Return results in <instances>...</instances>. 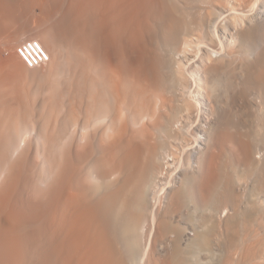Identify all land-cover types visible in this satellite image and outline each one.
<instances>
[{
  "label": "bare ground",
  "instance_id": "bare-ground-1",
  "mask_svg": "<svg viewBox=\"0 0 264 264\" xmlns=\"http://www.w3.org/2000/svg\"><path fill=\"white\" fill-rule=\"evenodd\" d=\"M0 38V264H264V0H0Z\"/></svg>",
  "mask_w": 264,
  "mask_h": 264
},
{
  "label": "built area",
  "instance_id": "built-area-1",
  "mask_svg": "<svg viewBox=\"0 0 264 264\" xmlns=\"http://www.w3.org/2000/svg\"><path fill=\"white\" fill-rule=\"evenodd\" d=\"M18 51L29 66H32L34 63L38 64V60L44 54L43 47L37 41L25 42L19 46Z\"/></svg>",
  "mask_w": 264,
  "mask_h": 264
},
{
  "label": "rangeland",
  "instance_id": "rangeland-1",
  "mask_svg": "<svg viewBox=\"0 0 264 264\" xmlns=\"http://www.w3.org/2000/svg\"><path fill=\"white\" fill-rule=\"evenodd\" d=\"M2 40V38H0V41ZM31 68H33V67H31ZM34 75V72L33 73H29L27 76H31V77H33L32 75ZM199 229H200V227H198ZM189 232H191V233H193L194 232V230H193V228H189ZM192 230V231H191ZM189 236H193L192 234H189ZM213 247H215V245L213 246ZM214 250H216V251H219V250H217V249H214ZM203 252V251H202ZM206 252H208V253H210V251L209 250H207V251H204V253H206ZM211 254V253H210ZM209 255V254H208ZM208 259H212V256H211V258L208 256ZM213 259H214V257H213Z\"/></svg>",
  "mask_w": 264,
  "mask_h": 264
}]
</instances>
